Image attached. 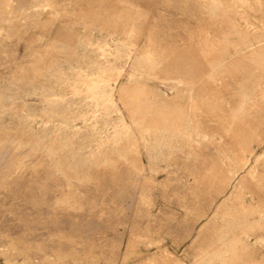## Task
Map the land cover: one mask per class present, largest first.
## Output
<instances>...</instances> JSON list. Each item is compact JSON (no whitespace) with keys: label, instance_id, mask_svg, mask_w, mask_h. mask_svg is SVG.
<instances>
[{"label":"rangeland","instance_id":"obj_1","mask_svg":"<svg viewBox=\"0 0 264 264\" xmlns=\"http://www.w3.org/2000/svg\"><path fill=\"white\" fill-rule=\"evenodd\" d=\"M0 264H264V0H0Z\"/></svg>","mask_w":264,"mask_h":264},{"label":"bare ground","instance_id":"obj_2","mask_svg":"<svg viewBox=\"0 0 264 264\" xmlns=\"http://www.w3.org/2000/svg\"><path fill=\"white\" fill-rule=\"evenodd\" d=\"M216 3V2H215ZM142 8V7H141ZM129 10V12L127 11V15H129L130 16V13H131V9L129 8L128 9ZM208 13V12H207ZM253 43V42H252ZM194 81V80H193ZM223 190V189H222ZM89 206V205H88ZM43 210V209H42ZM98 211V210H97ZM76 214V213H75ZM99 214V213H98ZM79 216V215H78ZM80 217H81V215H80ZM6 221V220H5ZM73 221V220H72ZM70 224V223H69ZM86 225V224H85ZM55 228V227H54ZM90 228V227H89ZM94 229V228H93Z\"/></svg>","mask_w":264,"mask_h":264}]
</instances>
